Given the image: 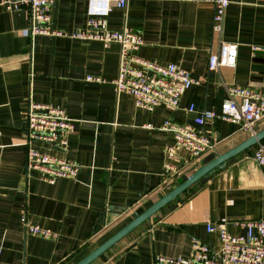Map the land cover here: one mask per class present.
<instances>
[{"label":"crops","instance_id":"0c3cea01","mask_svg":"<svg viewBox=\"0 0 264 264\" xmlns=\"http://www.w3.org/2000/svg\"><path fill=\"white\" fill-rule=\"evenodd\" d=\"M230 1L222 34L213 31L215 6L209 0H128L126 9L113 8L110 28L142 31L137 55L177 63L201 80L177 107L153 110L117 90L118 43L33 35L28 7L0 12V264H76L202 165L206 154L194 161L180 150L178 159L167 158L176 135L162 129L165 121L194 124L204 110L219 112L233 85L264 91V0ZM87 5L55 0L52 27L83 29ZM222 42L239 43L237 65L210 69V55ZM87 75L104 81H88ZM31 101L63 107L77 120L67 151L81 166L76 179L49 183L27 170L29 147L58 151L28 142ZM198 128L218 152L251 136L220 118ZM262 129L264 119L256 125ZM256 148L190 186L90 264H154L158 254L188 258L194 237L220 245L209 223L224 222L230 233L245 234L243 221L264 217V167L252 157ZM169 162L172 170L166 169ZM111 212L119 213L113 221ZM32 225L58 236L33 235Z\"/></svg>","mask_w":264,"mask_h":264},{"label":"built area","instance_id":"2783aa9c","mask_svg":"<svg viewBox=\"0 0 264 264\" xmlns=\"http://www.w3.org/2000/svg\"><path fill=\"white\" fill-rule=\"evenodd\" d=\"M209 1L215 6L213 31L222 34L226 11L231 1ZM54 3L55 0H0V12L28 7L33 35L118 43L121 46L120 64L113 82L118 91L130 93L138 107L149 110L162 104L177 107L184 93L200 83V79L177 63L161 64L137 55L136 51L144 44L142 31L127 25L121 30L109 27L108 17L113 8L126 9L128 0H88L86 25L83 29L73 31L52 27ZM258 49L254 47V50ZM238 53L239 43L222 42L219 51L210 55V69L236 67ZM86 79L92 82L104 81L96 75H87ZM194 108L192 104L189 110L194 111ZM217 118L238 123L242 131L254 135L257 123L264 119V91L233 85L219 112L204 110L195 118L194 124L166 120L162 129L176 135L175 142L165 149L167 158L170 161L176 160L178 152L185 150L195 161L212 151L215 146L213 140L198 126ZM76 122L63 107L31 101L27 109L28 142L55 146L58 151L51 153L29 147L27 170L37 172L41 180L49 183H55L58 178L76 179L81 166L67 154L69 135L75 130ZM252 157L264 167V140L257 144ZM172 168L171 162L166 164V169ZM242 225L246 228V233L233 234L228 231L224 222L209 223L207 230L219 235L218 247L194 237L188 258L158 254L154 264H264V217L245 220ZM28 231L48 238L58 236L50 229L38 225L29 226Z\"/></svg>","mask_w":264,"mask_h":264},{"label":"water","instance_id":"95a60500","mask_svg":"<svg viewBox=\"0 0 264 264\" xmlns=\"http://www.w3.org/2000/svg\"><path fill=\"white\" fill-rule=\"evenodd\" d=\"M264 140V129L257 131L254 135L247 137L241 143L234 147L224 151H212L206 154L202 158V165L198 168L193 167L191 174H183L181 182L173 188L166 195L161 197L158 201L152 204L142 213L135 212L134 218L128 222L122 229L116 232L113 236L107 239L104 243L96 247L92 252L86 255L76 264H90L96 258L100 257L105 251H107L114 244L119 242L122 238L128 235L132 230L141 225L143 222L153 217L157 212L162 210L167 204H169L174 198L185 192L190 186L195 183H204L208 181L210 176L219 169H224L228 162H234L237 156L243 152H247L254 145ZM116 210H126V207H111ZM111 221L115 220L119 216V213L111 212Z\"/></svg>","mask_w":264,"mask_h":264},{"label":"trees","instance_id":"16d2710c","mask_svg":"<svg viewBox=\"0 0 264 264\" xmlns=\"http://www.w3.org/2000/svg\"><path fill=\"white\" fill-rule=\"evenodd\" d=\"M180 183V182H179Z\"/></svg>","mask_w":264,"mask_h":264}]
</instances>
